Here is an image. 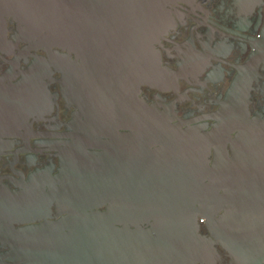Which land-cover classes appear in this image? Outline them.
<instances>
[{
    "label": "water",
    "instance_id": "obj_1",
    "mask_svg": "<svg viewBox=\"0 0 264 264\" xmlns=\"http://www.w3.org/2000/svg\"><path fill=\"white\" fill-rule=\"evenodd\" d=\"M178 1L0 0V23L11 17L20 39L34 49L66 52L57 54L63 96L84 115L101 114L96 121L110 130L105 136L139 128L150 137L149 130L162 126L137 93L143 84L168 85L171 74L153 44L167 32V7ZM242 112L229 98L202 132L168 117V214L141 215V223L153 221L149 228H117L112 214L67 215L58 222L44 217L17 232L14 264H202L215 242L198 234V217L230 264H264V116ZM86 169L77 176H91ZM142 169L147 177L166 174L151 164ZM95 171L92 176L104 175L102 168ZM79 183L78 193L85 192ZM0 211V241L6 243L3 199Z\"/></svg>",
    "mask_w": 264,
    "mask_h": 264
},
{
    "label": "flooded vegetation",
    "instance_id": "obj_2",
    "mask_svg": "<svg viewBox=\"0 0 264 264\" xmlns=\"http://www.w3.org/2000/svg\"><path fill=\"white\" fill-rule=\"evenodd\" d=\"M167 8V32L153 47L171 78L163 89L143 84L137 93L162 126L150 137L139 128L105 136L101 114L84 115L63 96L57 54L66 52L34 49L11 17L0 23V199L8 238L0 241V264L15 263L17 232L44 217L112 214L117 228L139 231L153 222L141 223V215L168 214V117L182 129L209 131L229 98L243 117L264 116V0H183ZM149 164L166 174L141 175ZM98 167L104 175L92 176ZM79 168L91 176H77ZM79 182L85 192L78 193ZM197 221L198 234L215 242L202 264H230L205 219Z\"/></svg>",
    "mask_w": 264,
    "mask_h": 264
}]
</instances>
